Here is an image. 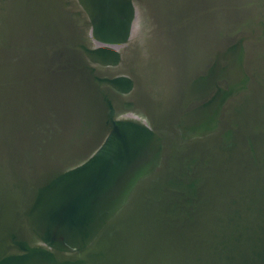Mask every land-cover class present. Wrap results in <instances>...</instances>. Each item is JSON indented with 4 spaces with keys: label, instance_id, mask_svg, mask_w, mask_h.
Segmentation results:
<instances>
[{
    "label": "water",
    "instance_id": "obj_1",
    "mask_svg": "<svg viewBox=\"0 0 264 264\" xmlns=\"http://www.w3.org/2000/svg\"><path fill=\"white\" fill-rule=\"evenodd\" d=\"M0 264H264V0H0Z\"/></svg>",
    "mask_w": 264,
    "mask_h": 264
}]
</instances>
